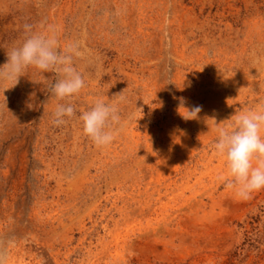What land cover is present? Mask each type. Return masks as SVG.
Here are the masks:
<instances>
[{"label":"rangeland","instance_id":"rangeland-1","mask_svg":"<svg viewBox=\"0 0 264 264\" xmlns=\"http://www.w3.org/2000/svg\"><path fill=\"white\" fill-rule=\"evenodd\" d=\"M25 24L78 44L86 86L0 80V264H264V189H227L212 147L264 107V0H0V66ZM98 98L120 116L99 148L79 120Z\"/></svg>","mask_w":264,"mask_h":264},{"label":"clouds","instance_id":"clouds-1","mask_svg":"<svg viewBox=\"0 0 264 264\" xmlns=\"http://www.w3.org/2000/svg\"><path fill=\"white\" fill-rule=\"evenodd\" d=\"M24 33L22 44L6 53V62L0 66V80L9 81L14 87L31 66L44 73H57L51 92L58 101L78 95L86 86L82 74L74 67V57L81 56L78 44L69 43L61 51L56 30L51 27L48 33H40L33 31L31 24H25ZM180 101L183 107L184 99L180 98ZM183 108L186 110L182 115L185 120L198 119L202 110L199 105ZM75 114L76 109L71 103L58 104L52 122L55 126L63 125L66 123L64 117L71 118ZM79 120L82 121L83 134L99 148L114 141L113 128L120 116L116 105L98 98L89 110L82 112ZM231 120L227 127L218 129L217 140L212 145L227 169L226 176L218 178L224 181L227 189L235 190L239 198L247 200L253 192L264 189V107L235 113Z\"/></svg>","mask_w":264,"mask_h":264},{"label":"bare ground","instance_id":"bare-ground-1","mask_svg":"<svg viewBox=\"0 0 264 264\" xmlns=\"http://www.w3.org/2000/svg\"><path fill=\"white\" fill-rule=\"evenodd\" d=\"M163 157V156H162ZM166 157V156H165ZM160 158V157H159ZM116 254V253H115Z\"/></svg>","mask_w":264,"mask_h":264}]
</instances>
